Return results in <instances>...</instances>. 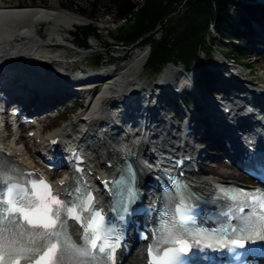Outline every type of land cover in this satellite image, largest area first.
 Returning a JSON list of instances; mask_svg holds the SVG:
<instances>
[{"label":"bare ground","instance_id":"bare-ground-1","mask_svg":"<svg viewBox=\"0 0 264 264\" xmlns=\"http://www.w3.org/2000/svg\"><path fill=\"white\" fill-rule=\"evenodd\" d=\"M80 15L65 9L59 0H49L46 6H16L6 4L0 0V86L3 87L4 90L2 91L6 92V95L11 100L22 104L31 117L39 119L36 124L29 126L28 132H34L32 138L27 137V143L31 144L30 147L26 144L21 147L20 142L15 140L16 137L10 138L7 136L6 130L3 129L4 124L0 121V153L2 154L3 152L5 156L2 155L16 165L37 169L40 168V161L33 160L37 148L40 145H51L49 144L50 141L58 139V141L62 142V149L69 144H73L75 147L76 145L79 147L87 145L89 147L86 151L88 165L94 171L105 170L112 174L120 163L119 151L127 147L126 154L130 152V156L135 157L141 171H145L148 165L156 161V156H162L166 149L175 148L173 145L178 140V135L173 134L165 126L162 127L165 125V120H161L158 114H151L155 119L154 122L162 127L151 131V136L136 135L125 143H119L114 137L107 138L104 136L102 138L103 129H109L111 124L115 125L117 122L112 118L103 119L100 109H102V104L106 103V111L113 114L110 110L114 111L117 108V106L113 105L118 103L120 99L123 97L128 99V96L138 90L140 92L145 91L142 79L135 77L129 80L128 78L130 74L140 73L146 62L147 53L140 52L135 54L122 67L114 71L109 70L105 74L104 81L88 82L82 84L83 87H80L79 83L84 80L94 79L96 75L81 76L78 74L65 76L64 73L67 70L65 64L55 67L53 70L49 69V73L52 72L54 76L48 75L49 73L45 71V68H48V62L45 61L48 55L53 54L55 57L61 58L58 51L62 48H71L70 43L58 32L68 30L85 22V17ZM46 23L51 25L48 35L50 38L47 41L42 38V35L40 36L36 28L38 25ZM255 33L257 37L264 40V26H257ZM17 37L19 38L17 39ZM220 68L217 71L220 78L228 77L227 73L229 74V72L224 70L223 67ZM178 73L180 71L173 70L171 67L165 68L161 72L158 77V86H156V88L160 89L161 95L170 92L173 96H177L180 92L188 90L190 79L185 78L178 81ZM230 77L232 79L226 87L228 90V93H226L227 104L222 106V110L229 107L230 104L236 103L235 101H240L238 97H232V92L244 87L245 83L253 87V90L260 89L264 85V80L256 83L250 80L240 83L236 80L238 75L232 74ZM92 87L95 88L91 96V91L88 93L83 92V90H88ZM146 94L149 95L150 93L147 91ZM70 95L89 98L86 108L70 116L66 122L57 128L47 130L48 128L42 125L40 118L43 116L48 117L52 104L64 101V98L67 99ZM197 95L202 96V94ZM254 100L259 105H264L263 95ZM237 104L234 105L239 106ZM147 105L149 104L147 103ZM208 105L209 108L212 107L211 104L208 103ZM232 124L223 125L218 122V131L216 130L215 133H224L223 129L225 130L229 125L232 128ZM203 125L204 123L202 122L201 126ZM204 127L203 136L210 141L211 150L214 151V149L220 147L221 139L211 131L210 127L206 125ZM20 128L23 127L20 126ZM51 147L54 148V145ZM188 150L194 151L193 148ZM194 152L198 154L201 151L196 150ZM221 161L217 162L216 167H208L206 164H201L200 173L195 175L193 180H190L191 183L205 192L210 187L209 182L211 180L223 183H240L243 181L242 176L237 174L236 171L223 168L224 164ZM106 162L112 164V168L109 170L103 167ZM144 185L145 181L140 179L139 186L141 191ZM138 256V248H134L131 254L124 258L123 264H138Z\"/></svg>","mask_w":264,"mask_h":264},{"label":"snow or ice","instance_id":"snow-or-ice-1","mask_svg":"<svg viewBox=\"0 0 264 264\" xmlns=\"http://www.w3.org/2000/svg\"><path fill=\"white\" fill-rule=\"evenodd\" d=\"M80 171V169H77ZM129 168L112 181L116 207L127 211L135 193L126 179ZM61 193L42 177L0 157V264H115L119 246L116 228L94 210V197L79 182L69 189L58 181ZM107 183V182H106ZM61 195L72 197L71 201ZM167 208L147 248V264H188V256L204 249L246 250L264 242V190L222 186L217 227L196 223L193 198L186 185L173 180L163 189ZM80 227V241L71 236L68 221Z\"/></svg>","mask_w":264,"mask_h":264},{"label":"trees","instance_id":"trees-1","mask_svg":"<svg viewBox=\"0 0 264 264\" xmlns=\"http://www.w3.org/2000/svg\"><path fill=\"white\" fill-rule=\"evenodd\" d=\"M105 1L118 18L114 34L107 39L113 40V45L123 53L130 51L129 54L149 47L144 67L152 77L168 64H182L185 68L199 65L200 81L206 84L211 74L201 56L210 57L221 47L228 55L240 59L246 50L243 44L250 41L247 30L250 20L264 21V9L260 5H244L243 0ZM99 33L92 20L70 33L74 46L87 51L96 66L103 64L107 56L115 60L104 52L110 45L108 41L104 42L103 51L91 48L90 39Z\"/></svg>","mask_w":264,"mask_h":264},{"label":"rangeland","instance_id":"rangeland-1","mask_svg":"<svg viewBox=\"0 0 264 264\" xmlns=\"http://www.w3.org/2000/svg\"><path fill=\"white\" fill-rule=\"evenodd\" d=\"M6 4L10 5H18V6H46L49 3V0H2ZM60 4L70 12H73L77 15L83 14L86 21L83 23H87L90 20H92L97 27L100 30L99 36L96 37L95 39H90V45L91 48L98 50V51H103V46L104 42L108 41L110 45L113 44V40H107L110 34H114V30L117 26V13L109 6L110 4L105 1V0H100L96 2L95 0H59ZM136 2H141L142 0H133ZM95 3V6L92 5V3ZM241 3L245 4L244 2L241 1ZM20 4V5H19ZM81 16V15H80ZM50 27L51 25L49 24H40L38 25L37 31L39 32L40 36L42 35L44 40H48L50 38L49 33H50ZM78 27V25L68 29V30H61L58 32L59 35H61L63 38L67 40V42H72V38L69 35V33L74 31V28ZM39 28V30H38ZM107 30V31H106ZM258 38V37H257ZM256 38V39H257ZM18 39V38H17ZM249 46V47H248ZM248 53L249 56L247 59L244 61L245 64L248 65V68L244 69L246 72H250V76L247 78L250 81L253 82H258L260 80H264V46H255V45H248ZM110 50V51H109ZM145 49H138V50H133L131 54H128V56L125 59V62L122 64H117L118 62L116 60L110 61V65L107 67L108 69H118L122 67L123 64H126L134 57L135 54L139 52H144ZM104 52L108 53L111 56H119L122 57L124 53L122 50L111 47L108 50H104ZM58 54L61 55V58L55 57V55L50 54L48 55L47 59L45 61L48 62V68H57L61 65L64 64V61L70 62L69 65H65L66 68L68 69H78L80 66H90L93 65V57L88 54V52L85 53H77L74 49H60L58 51ZM63 57V58H62ZM108 59V56L106 57ZM201 58H203L201 56ZM65 59V60H64ZM218 63V66L216 67V70L218 71L220 68V65L222 64V61L220 60V56L218 54H214L212 57L211 61L207 59H203L202 62L204 63V66L207 67L209 70H212L216 61ZM116 61V62H115ZM113 62V63H112ZM115 62V63H114ZM170 66V65H169ZM171 67V66H170ZM168 67V68H170ZM200 69L199 65L197 67H192V71H195L194 75H199L198 71ZM176 70H180L182 72V67L178 66ZM233 70V69H232ZM237 70H242V68H237ZM65 76L68 74L64 73ZM138 75V76H137ZM132 76V77H131ZM214 77V82L216 85H214L215 88H217L218 85V79H219V74L216 72L215 74L212 75ZM137 77L138 79H142V85L144 87H148V92L150 93L152 90L151 88L154 87L155 84L158 83V77H152L147 69H145L144 65L142 70L140 71L139 74L131 75L129 76V80ZM240 79H244V77H240ZM206 91L205 89H201V92ZM113 95V94H112ZM165 95L166 97H170L169 94H162ZM194 94L192 93L191 99L194 101H197L199 104L203 105V99H201L199 96H193ZM63 108H65V112L55 118L52 119H43L42 125L47 127V130H51L53 128H57L60 126L62 123L66 122L70 116L75 115L76 113L80 112L83 108L81 107L80 100L78 98H75V100H72L70 103L67 102H62ZM102 109H100L101 116L103 119L106 116L105 109L107 108V104L104 103L102 104ZM79 128V127H78ZM29 128L27 129H22L20 131V137H19V142L21 147L25 146L24 144L28 145L29 147L31 144L27 143V133H28ZM11 129H9L8 134L11 135L10 138H14V135L11 133ZM178 135V133H177ZM212 154V153H211ZM33 160L37 161L36 155L34 156ZM218 161H210V160H205L204 164H206L208 167H216ZM224 164L223 168H229L226 164L225 161H221ZM230 170V169H229Z\"/></svg>","mask_w":264,"mask_h":264}]
</instances>
